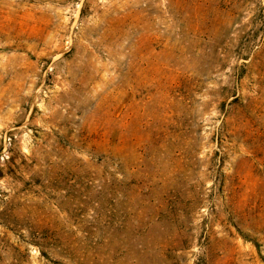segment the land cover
I'll use <instances>...</instances> for the list:
<instances>
[{
    "label": "rangeland",
    "instance_id": "obj_1",
    "mask_svg": "<svg viewBox=\"0 0 264 264\" xmlns=\"http://www.w3.org/2000/svg\"><path fill=\"white\" fill-rule=\"evenodd\" d=\"M0 264H264V0H0Z\"/></svg>",
    "mask_w": 264,
    "mask_h": 264
}]
</instances>
